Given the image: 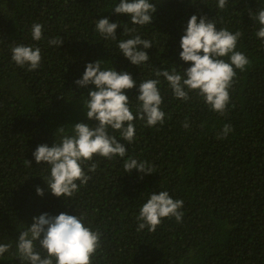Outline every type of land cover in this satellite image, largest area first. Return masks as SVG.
<instances>
[{
  "label": "trees",
  "instance_id": "16d2710c",
  "mask_svg": "<svg viewBox=\"0 0 264 264\" xmlns=\"http://www.w3.org/2000/svg\"><path fill=\"white\" fill-rule=\"evenodd\" d=\"M150 2L157 6L153 23L139 26L112 11L119 0H0V244H11L0 264H27L17 254L20 231L33 217L61 212L82 215L86 226L100 232L92 264H264V42L250 17L264 8V0H228L223 10L217 0ZM193 14L206 15L218 30L242 33L236 51L250 64L236 70L225 114L211 110L195 91L188 101L175 98L159 77L163 125L135 120L130 144L109 129L125 144L126 156H94L84 164L91 177L86 184L72 197L52 195L43 180L49 167L37 164L32 153L40 144L51 147L59 127L71 134L75 123H97L87 119L84 107L94 85L74 83L85 65L101 60L102 70L130 73L137 86L126 94L135 111L138 83L157 79L155 69L191 66L179 58V42ZM105 17L118 22L116 40L104 39L95 28ZM34 23L43 25L40 41L31 37ZM124 25L136 32L124 35ZM134 35L153 45L145 50L149 61L138 67L117 46ZM55 37L63 41L59 47L48 44ZM16 44L41 49L37 69L12 61ZM186 118L188 128L182 126ZM225 124L232 131L218 138ZM129 156L148 162L153 174L125 172ZM91 163L97 165L94 172H88ZM159 191L183 201L181 222L163 218L155 231H137L140 207ZM37 250L46 255L38 243Z\"/></svg>",
  "mask_w": 264,
  "mask_h": 264
},
{
  "label": "clouds",
  "instance_id": "9594fccd",
  "mask_svg": "<svg viewBox=\"0 0 264 264\" xmlns=\"http://www.w3.org/2000/svg\"><path fill=\"white\" fill-rule=\"evenodd\" d=\"M228 0H217V7L223 10ZM156 4L150 0H119L112 11L116 14H126L133 25L153 23ZM260 25L255 35L264 42V8L250 15ZM216 23L206 15L190 16L180 37L179 58L190 62V67L179 71L173 67L155 69L157 79H146L138 83V95L135 97V111L126 90L137 86V81L126 71L117 72L113 67L102 70L101 60L85 65L83 75L74 81L79 87L94 85L95 90L87 93L84 107L88 120L97 123L90 126L86 123L73 124L71 134L65 127L57 128L59 138L51 147L40 144L32 153L37 164H46L49 175L43 178L51 194L55 197H72L81 185L91 178L84 170V164L94 156L107 158L125 157L127 148L124 143L109 133V129L118 131L120 137L127 143H132L135 136V120L143 121L146 126L163 125L165 113L161 108L163 97L159 85V77H163L171 89L172 95L181 101L190 99L189 92L195 91L203 98L211 110L225 114L230 100L229 89L236 77V70L244 71L250 61L240 51H236L237 42L242 36L240 31L230 32L227 28L216 27ZM118 22H110L107 17L99 19L95 28L104 39L116 40ZM136 28L124 25L123 34L131 35ZM31 37L34 41L44 39L43 25L34 23L31 27ZM63 43L61 37L48 40L50 46L59 47ZM119 52L137 67L149 61L146 49L153 47L148 39L140 35L120 40ZM227 57V61L224 59ZM11 59L20 67L28 66L32 71L40 66L42 60L39 47L16 44L11 47ZM189 127L187 118L182 125ZM232 131L225 124L218 138H226ZM31 167V161L26 160ZM97 165L91 163L88 172H94ZM125 172L135 169L139 173L153 174L148 162L129 156L123 165ZM36 194L43 196L44 191L36 187ZM183 201L173 199L167 191L151 193L140 207L137 216V231L148 228L149 231L161 224L163 218L174 217L179 223L182 220ZM30 227L20 231L16 247L18 258L27 264H92V257L101 246L100 232L93 231L84 223L82 215H69L64 212L56 216L43 213L33 217ZM43 250L46 255L42 256ZM11 248V244H0V256Z\"/></svg>",
  "mask_w": 264,
  "mask_h": 264
}]
</instances>
